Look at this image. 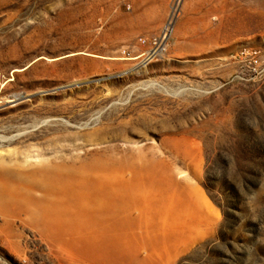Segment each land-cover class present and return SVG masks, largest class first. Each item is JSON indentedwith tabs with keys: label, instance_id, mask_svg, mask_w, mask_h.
Here are the masks:
<instances>
[{
	"label": "rangeland",
	"instance_id": "rangeland-1",
	"mask_svg": "<svg viewBox=\"0 0 264 264\" xmlns=\"http://www.w3.org/2000/svg\"><path fill=\"white\" fill-rule=\"evenodd\" d=\"M58 164L77 194L20 191L51 231L7 194ZM0 167V264H264V0H0ZM189 188L207 222L173 251Z\"/></svg>",
	"mask_w": 264,
	"mask_h": 264
},
{
	"label": "bare ground",
	"instance_id": "bare-ground-1",
	"mask_svg": "<svg viewBox=\"0 0 264 264\" xmlns=\"http://www.w3.org/2000/svg\"><path fill=\"white\" fill-rule=\"evenodd\" d=\"M12 177H14V175ZM25 177L28 180L27 185L22 184L20 177L18 175H15L16 192H10L9 194H7L10 198L8 202L11 203V206H14V208H19L22 210H28L27 206L29 208H32V210L27 211L30 213L29 215H31L32 217L34 216L36 219L49 225L51 228L47 229L51 231H56L54 229H57L61 225H63L62 214L53 210L52 205L48 207L40 206V198L34 199L28 196L24 197L22 196L20 191L24 190L25 188L32 190L39 189L42 192V195H44L45 197H51L53 194H55L56 198L60 199L68 192H70L72 195L78 193L72 188V184H74L76 188H79L81 186H85L87 183V179L83 177L82 173H80L76 169H72L71 166L66 164H58L49 167L41 166L29 171V173L25 174ZM106 183L119 184L124 190H128L129 182L128 179L123 175H113L112 179L109 180L108 178H106ZM188 195L190 196L191 204L193 205V207H187L185 210L182 221L180 222L183 223L182 226H180L181 233L179 235L170 234L168 237V241L171 243V250L173 251H176L179 245L186 242L187 239L192 238V233L196 232L197 223L207 222L204 214V209H206L207 205L203 197L198 191L192 188H189ZM71 198L77 200L75 197ZM96 198L97 197L94 194L90 197L85 196L84 198L78 199L77 201L80 203V207H83L84 209L87 208L86 205L89 202L96 203ZM33 206H35L37 209L34 210ZM97 206L101 209L100 205ZM94 210L96 212H99V210L97 209ZM67 215L71 217L74 216L68 213ZM77 217L78 216L75 217V221L79 223ZM71 243L73 246H75L77 244V240L73 239Z\"/></svg>",
	"mask_w": 264,
	"mask_h": 264
},
{
	"label": "built area",
	"instance_id": "built-area-1",
	"mask_svg": "<svg viewBox=\"0 0 264 264\" xmlns=\"http://www.w3.org/2000/svg\"><path fill=\"white\" fill-rule=\"evenodd\" d=\"M174 30V23L172 16H168L163 25L159 28V31L148 38H142L139 42L145 46V51L136 56L126 55L128 60L140 59L139 63L148 64L152 61H157L163 54L166 53V49L170 40V37ZM124 54V53H123Z\"/></svg>",
	"mask_w": 264,
	"mask_h": 264
}]
</instances>
